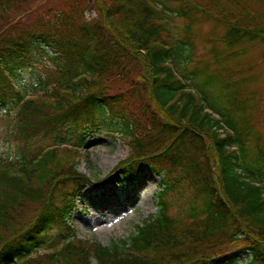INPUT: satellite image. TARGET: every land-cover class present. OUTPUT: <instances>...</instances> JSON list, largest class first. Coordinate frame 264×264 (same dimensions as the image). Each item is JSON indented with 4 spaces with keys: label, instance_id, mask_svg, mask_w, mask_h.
Returning <instances> with one entry per match:
<instances>
[{
    "label": "trees",
    "instance_id": "16d2710c",
    "mask_svg": "<svg viewBox=\"0 0 264 264\" xmlns=\"http://www.w3.org/2000/svg\"><path fill=\"white\" fill-rule=\"evenodd\" d=\"M38 1L0 0V120L10 133L0 129V264H264L262 98L240 71L218 94L206 87L217 69L201 81L184 66L194 27L208 21L225 29L208 36L214 59L245 44L264 57L263 2ZM45 61L55 71L44 64L41 77ZM27 76L33 84L19 81ZM104 119L129 148L106 179L161 178L156 214L110 246L74 240L66 224L94 186L78 158ZM183 193L186 218H172L170 198ZM53 229L66 232L48 238Z\"/></svg>",
    "mask_w": 264,
    "mask_h": 264
},
{
    "label": "rangeland",
    "instance_id": "374dc122",
    "mask_svg": "<svg viewBox=\"0 0 264 264\" xmlns=\"http://www.w3.org/2000/svg\"><path fill=\"white\" fill-rule=\"evenodd\" d=\"M44 1L39 0L38 3L41 5ZM195 1L200 2L199 0ZM248 1L254 8L259 10L262 9V2L264 7V0ZM51 6L55 7V1L52 2ZM173 26L179 29L181 22L174 20ZM193 31L195 34L193 62L189 63L188 68L192 64L196 70H200L199 73H196V77L201 81L211 75L209 72L215 73L217 69L215 74L219 82L216 80L214 86L207 84L206 87L210 92H214L216 89L218 94L225 93L221 85H230L233 83L231 79L235 81L239 78V71L243 76L251 79L248 82V91H255L262 98L257 118L261 133L264 135L263 47L260 44H245L243 45L246 48L244 54H237L234 57L229 56L226 59L225 54L217 51V56L214 59L209 53V49L213 44H209L207 41L208 36H210V33L220 36L225 29L214 22L208 21L195 26ZM219 54L221 55L219 56ZM186 55L187 52L184 53V56ZM221 59L223 60L219 62ZM44 64L47 68L55 71L54 66L45 61L37 68V72L41 77L45 76L44 69H41ZM19 81L24 85L33 84L31 76H27L25 79L20 78ZM28 92L30 94L33 91L29 90ZM2 120H0V129L9 135L6 126L8 121L1 123ZM101 124L98 132L86 136L81 151L83 159L78 158L79 164L77 166L78 172L89 178L94 186L88 187L76 200V209L68 215L66 224L74 231V240L98 241L103 246H110L126 239L135 231L137 225L144 223L150 215L156 214L159 209L156 198L161 178L145 170L132 185L120 186L115 177L107 180L106 177L113 168L125 159L129 148L124 142L123 135L118 132L120 130L113 125L112 121L104 119ZM47 141L49 140L47 139ZM170 199L174 201V204L168 210L171 217L186 218L184 208L187 203V194L183 193L180 197L176 196ZM63 232H66V230L63 229L60 232L53 229L48 238H56L58 233L62 234ZM65 235L70 238L73 236L72 234ZM249 259L247 256H239L235 264H247Z\"/></svg>",
    "mask_w": 264,
    "mask_h": 264
}]
</instances>
